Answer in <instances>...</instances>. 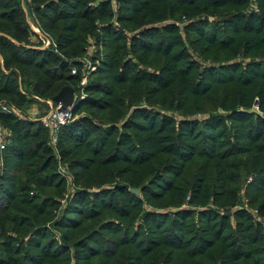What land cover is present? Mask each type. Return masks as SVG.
Returning <instances> with one entry per match:
<instances>
[{"label": "trees", "instance_id": "obj_1", "mask_svg": "<svg viewBox=\"0 0 264 264\" xmlns=\"http://www.w3.org/2000/svg\"><path fill=\"white\" fill-rule=\"evenodd\" d=\"M0 59L77 96L54 145L0 111V264H264V0H0Z\"/></svg>", "mask_w": 264, "mask_h": 264}, {"label": "built area", "instance_id": "obj_2", "mask_svg": "<svg viewBox=\"0 0 264 264\" xmlns=\"http://www.w3.org/2000/svg\"><path fill=\"white\" fill-rule=\"evenodd\" d=\"M38 35L42 36V34L37 33ZM44 46L49 44L48 39L43 38ZM46 44V45H45ZM90 67V68H89ZM92 70L90 64H87L85 70ZM75 70H72L74 73ZM85 76L82 78L80 84L84 85L86 81V76L89 72H85ZM76 94H74V98L76 99ZM79 98H83V96H79ZM46 105H48V110L42 113L39 109H37L34 105L28 107L26 110L17 109L11 105L7 106L5 104L0 103V111L9 112L14 114L17 117L26 119L28 121H38L41 125L47 129L49 133V140L52 145L56 143L57 132L61 126L71 122L75 116L73 115V108L72 106H68L66 108L61 109L60 104L52 103L51 100L45 101ZM264 117V115H263ZM7 131L6 129L0 124V151L3 148L4 143L6 142ZM1 165V159H0ZM60 173L63 176H66V171L62 168L60 169Z\"/></svg>", "mask_w": 264, "mask_h": 264}, {"label": "water", "instance_id": "obj_3", "mask_svg": "<svg viewBox=\"0 0 264 264\" xmlns=\"http://www.w3.org/2000/svg\"><path fill=\"white\" fill-rule=\"evenodd\" d=\"M74 101V90L70 86L62 87L51 100L52 103L60 104L61 109L72 106ZM256 105L257 102H254V106ZM130 191L136 194L138 193V189L135 188H131ZM226 214H230V212H226Z\"/></svg>", "mask_w": 264, "mask_h": 264}, {"label": "rangeland", "instance_id": "obj_4", "mask_svg": "<svg viewBox=\"0 0 264 264\" xmlns=\"http://www.w3.org/2000/svg\"><path fill=\"white\" fill-rule=\"evenodd\" d=\"M29 25H30V27H31V29L33 30V31H35L36 33H39V34H41V32L39 31V29L38 28H36L33 24H32V22H30L29 21ZM42 40H45V39H42ZM46 45V44H45ZM43 47H45V46H43ZM0 61H1V59H0ZM90 68V67H89ZM89 68L87 69V72L89 71H95V69L93 68L92 70H89ZM0 103H2V104H4L3 103V101H0ZM44 107H47V106H44ZM67 183H68V181H67Z\"/></svg>", "mask_w": 264, "mask_h": 264}, {"label": "crops", "instance_id": "obj_5", "mask_svg": "<svg viewBox=\"0 0 264 264\" xmlns=\"http://www.w3.org/2000/svg\"><path fill=\"white\" fill-rule=\"evenodd\" d=\"M34 106L39 109L40 111L45 112L46 110H48V105L47 107H44V106H41V105H38V104H34Z\"/></svg>", "mask_w": 264, "mask_h": 264}]
</instances>
